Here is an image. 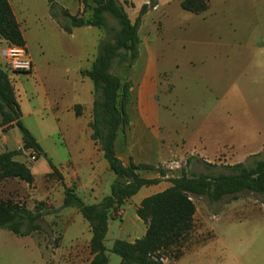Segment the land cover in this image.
<instances>
[{"label": "crops", "instance_id": "0c3cea01", "mask_svg": "<svg viewBox=\"0 0 264 264\" xmlns=\"http://www.w3.org/2000/svg\"><path fill=\"white\" fill-rule=\"evenodd\" d=\"M47 1L9 0L33 62L30 73L13 71L16 77L24 75L33 79L28 81L33 89L30 93L24 91V97L14 83L22 122L24 124L29 117L39 119V135L27 129L45 155L36 161L30 160L40 165L41 179L36 168L20 159L29 155L23 149L19 129L13 127L4 133L0 127V154L18 152L14 160L27 164L34 176L31 185L17 178L0 180V199L22 203L31 212H35L37 204L58 210V215L52 216H57L62 229L61 248L68 251L60 260L61 264H90L93 259L90 224L78 209L63 205L67 189H72L86 205L99 204L111 195L116 180L104 153L92 139L94 84L82 75L83 70L91 68L103 36L96 27L65 32L52 16L50 4L54 0ZM76 1L55 3L75 16L83 11V6ZM181 1L172 2V11L166 10L171 2L164 5L158 2L148 9L140 28L150 12L163 8L158 31L160 41L152 44L151 37H146V42L140 43L139 57L133 66L126 62L115 72L122 82L132 83V99L127 107L129 124L116 138V156L126 166L130 163L172 165L175 160L189 155L208 162L224 156L231 166L243 164L249 157L264 151V0H206L208 8L200 14L184 11ZM173 12L187 21L181 23V18H176L173 23ZM49 34L69 45L63 48L68 62L59 65L51 59L36 57L33 44L43 55V44L36 39ZM169 42L174 48L179 47L173 57L169 56L172 49ZM2 45L5 47L0 52V66L7 65L6 44L0 43V47ZM161 74H167L172 85L164 96L159 81ZM48 118L52 120V129ZM45 132L50 136L45 137ZM55 137L62 141L65 154L56 149H52V153L43 146L45 140ZM140 175L146 179L156 178L148 171ZM170 186V181L162 179L141 188L130 198L114 214V219H120L122 224L112 236L109 221L106 248L110 250L115 241L133 244L142 239L147 224L137 213L141 203ZM65 209L75 210L67 213ZM253 211L252 219L257 215L264 218V211ZM198 213L196 207L194 233H190L193 236L188 241V250L172 264H183L185 259L188 264H264L263 221L253 223L247 231L239 229L235 240L227 241V254L220 260H213L207 253L204 257L197 256L209 247L207 241L213 236L205 228L207 210L202 212L201 226L196 229ZM76 227H83V233H78ZM203 234L205 238L201 239ZM67 238H72L73 244L63 248L62 242ZM111 260L109 257V262ZM120 263L121 258L116 264Z\"/></svg>", "mask_w": 264, "mask_h": 264}, {"label": "trees", "instance_id": "16d2710c", "mask_svg": "<svg viewBox=\"0 0 264 264\" xmlns=\"http://www.w3.org/2000/svg\"><path fill=\"white\" fill-rule=\"evenodd\" d=\"M91 1L94 3L92 15L86 17ZM78 2L83 6V11L75 16L55 2L50 4L52 16L65 32L71 33L73 29L80 27L101 28L102 14L106 11L114 16L118 25V30L111 40L100 41L91 68L82 71V75L94 84L93 119L90 123L92 139L104 153V158L116 175V180L112 185L111 195L96 205H86L72 189H67L63 207L78 209L90 224L93 235L90 242L93 259L90 264H108V252L119 256L120 264H164L163 256L167 252H172L171 258L177 261L184 254V241L194 228L196 214L194 197L205 196L217 201L227 195H236L243 191L264 195V161L258 162L253 168L242 164L235 165L231 175L183 173L170 179L171 186L168 189L143 200L137 211L138 216L147 224L146 235L133 244L115 241L108 250L105 239L109 221L115 218L114 214L118 213L141 188L159 183V180L146 179L140 175V172L149 171L154 166L134 163L126 166L115 153L116 138L129 124L127 107L132 99V83L129 80L122 82L115 72L128 61L131 67L137 61L141 43L139 29L149 6L144 5L135 22H132L125 9L128 2L123 4L119 0ZM181 7L193 14H200L208 8V2L182 0ZM0 43L17 47L26 45L9 0H0ZM76 112L79 115V108H76ZM0 127L4 133L17 127L22 136L24 151H35L38 157L45 155L36 139L24 126L14 84L8 73L1 68ZM18 154V152L0 154V180L17 178L31 185L34 183L33 173L27 164L14 160ZM52 169L56 172V168ZM44 208H46L44 204H37L35 212H31L22 203L0 199V229L10 231L19 238L28 237L39 230L37 222L43 219L41 212ZM46 209L47 215L58 213V210ZM56 245H59V240H56Z\"/></svg>", "mask_w": 264, "mask_h": 264}, {"label": "rangeland", "instance_id": "374dc122", "mask_svg": "<svg viewBox=\"0 0 264 264\" xmlns=\"http://www.w3.org/2000/svg\"><path fill=\"white\" fill-rule=\"evenodd\" d=\"M19 2H31V0H18ZM76 1V0H75ZM74 0H54L51 2H75ZM37 2H48L47 0H37ZM77 2V1H76ZM131 2V3H129ZM129 4L125 7L126 11L130 16V20L135 21L136 17H138L141 8L144 5L149 6V10L152 9L158 2L160 5H164V2H171L169 7H166L167 11H172L174 9V4L172 2H178V0H129ZM123 4V2H121ZM151 4V5H150ZM131 5L133 7H131ZM94 7V3L91 1L90 6L86 11L85 16L90 17L92 15V9ZM182 8V7H181ZM186 11V10H184ZM188 12V11H187ZM191 13V12H189ZM163 14V8L159 11H152L148 14L147 17L144 19V26L139 29V37L143 44L146 42V37L150 38V43L154 44L160 41L159 36V28H160V18ZM193 14V13H192ZM180 20L181 17L176 16V13L172 16V22L174 23L175 19ZM103 24L99 30L102 33V39L111 40L115 31L118 30V25L116 23V19L114 16L109 12H103L102 14ZM174 19V20H173ZM187 18H181V23H184ZM183 27V26H182ZM98 29V28H97ZM42 42L43 44V51L44 54L40 53V49L36 44H33V52L35 53L36 57L40 59H51L53 63L56 64H63L68 62L69 58L64 49L69 47L66 41L61 40L60 38L56 37L55 35H47L43 37H39L36 39V42ZM163 43V41H162ZM141 45V44H140ZM170 47L172 48L169 51V56L173 57L174 50H178L179 47L174 48L175 46L173 43L169 42ZM5 45L0 47V52L4 49ZM167 48V47H166ZM176 50V51H177ZM179 51V50H178ZM98 53V52H97ZM97 55V54H96ZM95 55V57H96ZM170 62H173V59L170 58ZM164 59L162 58L161 64L164 63ZM129 62V61H128ZM142 62V60H140ZM125 64V63H124ZM123 64V65H124ZM5 72L8 73L10 80L12 83L16 84L17 90L21 91L22 97L26 94L24 91L30 93L33 89L32 85L28 83L30 80L33 81L30 77H26L24 75H18L17 77L14 76V72L3 63L0 66ZM27 75V74H26ZM160 84H161V95L164 96L167 90H170L171 83L170 79H167V74L160 75ZM23 91V94H22ZM37 119L36 117H29L25 118L24 124L26 128L31 129L37 132ZM48 120V125L52 129V120ZM39 122V121H38ZM41 131V130H40ZM45 137L50 136L48 132H45ZM42 135V132H41ZM41 137V136H40ZM43 137V136H42ZM48 138V137H47ZM43 146L52 151V149H56V151L63 152L65 154V150L63 148L62 141L58 138H50L43 142ZM184 153L188 151H183ZM53 153V151H52ZM246 153V152H243ZM226 154V152H225ZM262 154V155H261ZM224 156L220 158L208 162L205 159L198 158L196 156H186L183 160H175L172 165H160L154 166L148 173L152 174V176H156L155 180H162L165 179L169 181L172 179V176L178 177L181 176L183 173L186 174H195V175H210V176H219V175H231L233 173V166H231L227 161H225ZM22 161H26L29 165L36 168L39 172L42 170L38 163L33 164L30 162L28 158H20ZM264 161V152L249 157L242 165L253 168L256 166L258 162ZM169 176V179H166ZM42 179V177H41ZM194 197V196H193ZM243 202H237V201ZM252 201H257L258 203L251 204ZM194 202L196 207L199 211L198 218L196 219V229L201 226V214L205 210L209 212V215L206 218V231L211 233L213 236L207 241V245L209 247L204 249L200 254L197 256L204 257L207 253L209 257H212L213 260H220L227 254V241L232 242L235 240L237 236V232L239 229L248 230L249 227L252 226L255 222H264V218L257 215L255 219L253 218L254 211L253 209L264 211V195H260L257 193H253L250 191H243L236 195H227L221 200L212 201L208 197H194ZM250 202V203H246ZM71 210L75 209H65V211L71 212ZM43 219L37 222L39 226V230L37 232L32 233L30 236L25 238H19L15 236L12 232L7 230L0 229V264H61V259L66 256L68 251H65L61 248L60 239L62 235L61 226L57 223V216H50L47 215V209H42ZM58 215V214H56ZM80 218L82 216L80 215ZM259 219H261L259 221ZM83 220V218H82ZM111 224V236L115 230H118L122 224L120 219H112L110 220ZM80 226V225H79ZM78 233H83V227H76ZM194 233V231H193ZM192 233V234H193ZM191 234L190 238L187 236L186 240L184 241V251L188 250V241L193 236ZM210 236V234H208ZM202 237V238H201ZM201 239L205 238L203 234L200 236ZM56 240H59V245H56ZM58 242V241H57ZM109 242H107L108 244ZM73 244L72 238H67L65 241L62 242L63 248L71 247ZM231 249V245H229ZM206 250V251H205ZM163 253V251H161ZM161 253V254H162ZM109 257H112L111 262L109 264H116L117 261L120 259L119 256L108 252ZM172 252L164 253L163 256V263L164 264H172L174 260L171 258ZM187 259L183 262V264H188Z\"/></svg>", "mask_w": 264, "mask_h": 264}, {"label": "built area", "instance_id": "2783aa9c", "mask_svg": "<svg viewBox=\"0 0 264 264\" xmlns=\"http://www.w3.org/2000/svg\"><path fill=\"white\" fill-rule=\"evenodd\" d=\"M7 66L14 72L30 73L33 69V62L25 47L7 45L4 50ZM29 159L36 161L39 157L35 151H29Z\"/></svg>", "mask_w": 264, "mask_h": 264}]
</instances>
